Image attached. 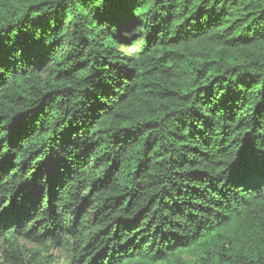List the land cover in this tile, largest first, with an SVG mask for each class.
Here are the masks:
<instances>
[{
    "label": "trees",
    "instance_id": "trees-1",
    "mask_svg": "<svg viewBox=\"0 0 264 264\" xmlns=\"http://www.w3.org/2000/svg\"><path fill=\"white\" fill-rule=\"evenodd\" d=\"M53 250L264 264V0H0V264Z\"/></svg>",
    "mask_w": 264,
    "mask_h": 264
},
{
    "label": "rangeland",
    "instance_id": "rangeland-1",
    "mask_svg": "<svg viewBox=\"0 0 264 264\" xmlns=\"http://www.w3.org/2000/svg\"><path fill=\"white\" fill-rule=\"evenodd\" d=\"M138 48V47H137ZM23 245L27 248V249H33L34 247L31 244H26L23 243ZM64 253L60 252L59 250H53L51 252V255L55 257V263H62V261H64V257H62Z\"/></svg>",
    "mask_w": 264,
    "mask_h": 264
}]
</instances>
